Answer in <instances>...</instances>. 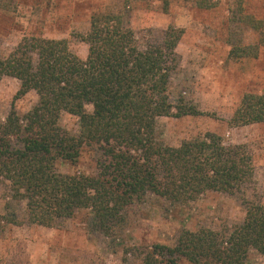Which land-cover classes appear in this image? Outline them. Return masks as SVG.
Returning <instances> with one entry per match:
<instances>
[{
    "label": "trees",
    "instance_id": "obj_1",
    "mask_svg": "<svg viewBox=\"0 0 264 264\" xmlns=\"http://www.w3.org/2000/svg\"><path fill=\"white\" fill-rule=\"evenodd\" d=\"M15 3L0 0V10ZM183 32L170 25L161 41L140 47L118 16L93 14L80 36L88 46L85 59L66 39L36 35L0 57V80L19 81L14 98L37 95L26 113L12 104L0 119V180L13 200L25 202L28 222L54 227L87 210L94 229L113 235L125 227L129 208L147 196L187 205L208 191L241 194L252 183L253 158L243 144L225 145L214 132L177 146L156 137L158 117L202 114L182 98L170 100ZM61 112L78 118L76 134L59 125ZM263 121L264 90L245 93L229 119L232 126ZM85 155L92 174L56 170L57 160L76 164ZM242 200V222L184 229L174 245H153L148 263L245 264L251 249L264 255V204Z\"/></svg>",
    "mask_w": 264,
    "mask_h": 264
},
{
    "label": "rangeland",
    "instance_id": "obj_2",
    "mask_svg": "<svg viewBox=\"0 0 264 264\" xmlns=\"http://www.w3.org/2000/svg\"><path fill=\"white\" fill-rule=\"evenodd\" d=\"M106 13L131 28L140 47L161 41L170 25L183 29L170 100L176 104L182 98L202 114L158 117L156 137L177 146L214 132L225 145L243 144L253 158V181L241 194L208 191L187 205L147 196L129 208L120 232L104 235L92 227L87 210L54 227L28 222L25 202L13 200L8 183L0 180V264H153L148 263L153 245H174L184 229L242 222L243 198L264 204V121L229 123L245 93L264 90V0H16L11 9L0 10V57L22 37L36 35L66 39L85 59L88 46L80 36L93 14ZM19 85L2 76L0 119L12 104L21 115L37 102L34 91L14 98ZM59 125L72 134L79 129L78 118L67 112H61ZM56 170L92 174L94 164L85 155L76 164L57 160ZM177 264L191 263L179 259ZM245 264H264V255L251 249Z\"/></svg>",
    "mask_w": 264,
    "mask_h": 264
}]
</instances>
